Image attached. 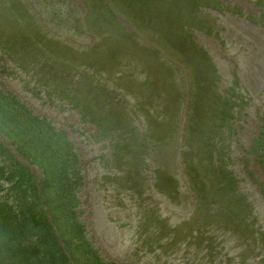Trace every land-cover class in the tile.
<instances>
[{
    "label": "rangeland",
    "instance_id": "374dc122",
    "mask_svg": "<svg viewBox=\"0 0 264 264\" xmlns=\"http://www.w3.org/2000/svg\"><path fill=\"white\" fill-rule=\"evenodd\" d=\"M86 1L91 7L87 20L82 5L73 6L70 0H24L26 7L35 4L46 21L65 23L68 29L60 34L76 48L87 49L94 40L85 28L100 34L108 31L104 25L110 22L119 28L118 32H130L115 20L109 6L99 0ZM129 1L114 3L136 13L146 38L139 41L122 34V39L104 34L103 48L93 56L91 51L85 55L90 62L95 58L110 61L102 69L103 76L95 78L102 79L101 85L115 92L120 102L119 108L104 110V122L99 128L92 112L87 124L72 105L60 104L45 93L36 98L19 75L8 74L0 79V87L21 98L34 115L66 132L74 143L84 184L78 191L80 219L105 263L206 264L204 247L210 244L206 239L200 243V236L193 239L195 234L189 237L191 230L182 227L192 197L185 199V177L179 178L184 167L180 165L182 159L175 157L186 151L179 129L183 102L180 73L163 63L158 54L163 46L179 63H187L182 66L194 74L197 105L215 109L214 120H206L203 126L206 138L217 143L219 152L228 158L227 163L239 179L238 191L260 215V229L264 230V167L250 152L264 131V0H145L151 5L142 8ZM56 14H60L58 19ZM206 71L209 77L202 74ZM104 77L110 80L106 83ZM186 77L190 83V75ZM209 78L214 80L210 84L214 87L204 91L201 84L209 82ZM183 107L185 111L187 101ZM222 112L226 116L225 129L215 134L213 124L222 123ZM193 116L205 121L195 112ZM117 117L132 120L142 141L129 154H141L138 164L130 170H118L121 156H113L110 145L109 136L121 131L116 128L120 124ZM100 132L108 133L101 136ZM188 141L193 150L188 151L186 159L196 163L200 148L195 147L192 137ZM154 173L161 174L153 177L158 185L154 181L146 184ZM171 177L179 181L180 190L169 188ZM138 184L145 188L141 196L126 189H136ZM216 226L218 232L211 238L216 260L208 264H219L224 250L228 256L221 261L223 264L241 262L236 235L221 229L219 223ZM194 229L202 230L200 226ZM218 246L222 251L217 258ZM253 249L258 254L259 247Z\"/></svg>",
    "mask_w": 264,
    "mask_h": 264
},
{
    "label": "trees",
    "instance_id": "16d2710c",
    "mask_svg": "<svg viewBox=\"0 0 264 264\" xmlns=\"http://www.w3.org/2000/svg\"><path fill=\"white\" fill-rule=\"evenodd\" d=\"M58 81L46 83L50 94L90 115V102L77 88L84 82V89L90 87V79L63 75L64 86ZM74 158L66 138L0 91V264H102L90 261L85 249L76 213L78 179L71 175ZM30 166L43 176L37 180ZM237 205L234 199L228 221H234Z\"/></svg>",
    "mask_w": 264,
    "mask_h": 264
}]
</instances>
